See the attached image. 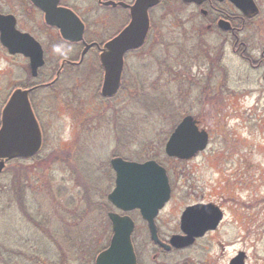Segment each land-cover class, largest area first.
Segmentation results:
<instances>
[{"label":"rangeland","instance_id":"rangeland-1","mask_svg":"<svg viewBox=\"0 0 264 264\" xmlns=\"http://www.w3.org/2000/svg\"><path fill=\"white\" fill-rule=\"evenodd\" d=\"M173 1L156 14L168 48L154 59L146 56L149 49L130 58L116 99L100 100L101 77L92 75L83 82L63 80L42 96L45 102L39 99L45 140L39 160L14 161L0 174V264H92L108 246L105 237H112L100 214V199L101 192L107 196L114 188V156L137 162L154 157L168 168L175 184L172 203L187 188L225 204L229 222L221 240L232 247L217 254V264L242 246L249 248L252 264H264V10L243 32L249 49L241 56L244 47L236 53L231 37L202 35L195 22L198 12ZM259 2L264 9V0ZM109 15L106 25L94 29L104 36L100 41L116 30ZM23 25L38 36L56 65L75 53L57 31ZM28 76L27 61L9 56L0 43V101ZM148 95L157 99L150 107V98L140 102ZM182 106L210 133V142L190 161H169L164 146L184 117ZM15 179L26 186L23 207L12 195ZM228 192L232 197L224 200ZM131 216L137 249L145 251L144 223L138 214ZM81 238L85 248L77 256Z\"/></svg>","mask_w":264,"mask_h":264},{"label":"water","instance_id":"water-1","mask_svg":"<svg viewBox=\"0 0 264 264\" xmlns=\"http://www.w3.org/2000/svg\"><path fill=\"white\" fill-rule=\"evenodd\" d=\"M30 1L44 12L48 25L60 30L64 40L81 42L84 39V24L70 10L59 8V0ZM231 1L246 14L255 16L259 13L254 0ZM158 2L159 0H138L131 8V23L101 49L100 61L104 69L101 88L103 98H113L117 95L122 84L125 56L144 45L149 31L148 10ZM220 27L228 31L230 25L221 23ZM0 42L9 54H21L28 58L32 75L34 77L38 75L39 69L45 64L43 48L33 36L16 28L14 16L0 14ZM89 49L90 46L86 45L82 57ZM42 144L41 127L33 112L28 91L17 89L2 110L0 173L4 171L7 161L32 158L41 150ZM208 144V132L200 129L198 121L189 115L171 134L165 152L170 158L187 161L206 150ZM111 165L116 173V182L114 190L108 196L109 201L124 212L140 210L142 217L151 225L153 238L158 241L154 219L171 198V186L166 169L154 160L139 163L121 157L113 158ZM109 217L113 236L109 247L98 255L95 264H137L132 244L134 221L129 216L117 213H110ZM222 218V211L213 204L189 207L182 219V228L188 235L175 237L173 244L176 247L187 246L194 238L202 237L208 230L216 229ZM231 264H245L243 255L235 258Z\"/></svg>","mask_w":264,"mask_h":264},{"label":"flooded vegetation","instance_id":"flooded-vegetation-1","mask_svg":"<svg viewBox=\"0 0 264 264\" xmlns=\"http://www.w3.org/2000/svg\"><path fill=\"white\" fill-rule=\"evenodd\" d=\"M137 1L138 0H59L58 7L63 10H70L71 12L76 14L85 26L84 39L81 42H68L62 39L59 33V29L57 27L50 26L46 23L44 12L40 8L35 6L30 0H0V14L4 16H14L16 20V28L21 32L30 34L41 44L44 52L45 61V64L39 69L38 75L34 77L32 75V71L30 68V60L28 58L21 54L11 55L9 54L8 50L4 46H2L4 48V52L7 53L9 56L23 57L27 61L29 67V76L28 79L23 83L15 85L14 89L3 100L4 102L0 101V127L2 119V110L7 104L12 93L17 89L28 91V97L33 112L41 126V129L42 118H40L41 116L38 107L39 99L45 102V99H42V96L56 89V87L61 84V81L63 80H67V82H72L73 80L75 81L77 79V82L78 80H81L83 82L84 79L90 77L91 75L92 78L100 76V91L98 89L100 100L104 102L116 99L120 95V92L124 87L126 75L128 76L129 74L128 61L130 60V58L143 54L144 51L149 49L150 53L146 56H152V58L154 59L155 56L162 52V49L164 47L168 48V42L164 41V36L159 35V29L157 25L158 18L156 17V14L160 9L162 10L165 6H168L169 4H175V2L173 0H159L156 6L151 7L148 10L149 31L144 45L137 50L128 52L125 56L123 81L117 95L111 99L102 97L101 88L103 84L104 69L100 61L101 49L103 48L105 43L120 35L125 30V28H127V26L131 23V8L136 5ZM175 1L183 7L191 8L196 11V13L198 12V18H196L195 22H199L197 27H199V29L201 30L202 35L204 33H217L222 36L227 35L231 37L230 39L234 42V50L236 53L238 52L239 48H245H243L241 56H244L245 52H247V50L249 49L247 39L243 37V32L249 29V24L251 23V21H254L257 17H260L264 10L262 5H260L259 0H254L259 10V14L256 16L242 12L231 0H193L192 2H186L185 0ZM112 3H115L116 5H113ZM105 13H111V16H109L110 18H112L111 21L116 30L113 35L109 37L106 41H100V39H102L104 36L101 32L94 33V29H97L96 27H98V25H106V22L110 20L105 17ZM96 14H98L99 16L97 17ZM35 15H38L39 17H41V19L43 18V21L41 22L40 20H37ZM32 16H34V18ZM93 20H96L95 24L91 23V21ZM25 22L29 24L33 23L47 30L57 31L65 45L74 47L73 50L75 53L64 57L61 60V63L56 65L58 61L56 59L52 61L49 60L47 55V49L42 43V41L38 38V36L24 29L23 24ZM221 23H226L228 26L230 25L229 30L225 31L221 29ZM86 45L90 46V49L87 51L85 56L82 57V53ZM78 48L81 49L79 55ZM87 63H91V66L87 65ZM156 64L165 65V63ZM89 68H92V70H88ZM69 72H71V76H69ZM80 86L81 85L79 84L78 87ZM41 91L44 92L41 93ZM167 160H174L179 162L176 159L168 157ZM12 162L13 161H7L5 163V169ZM166 169L170 179L172 193L171 199L159 211L158 215L154 219V230L157 234L158 241L153 238L151 225L148 221H145L142 218L140 210H133L124 214L123 212L116 209V212L118 211L119 214L128 215L131 218L133 217L131 215L136 213L141 217L144 223L146 233L145 244L148 245L147 250L145 249V251H143V248H141L140 252L137 249V243L135 242L134 237L132 236L133 245L137 257V263L217 264V254H219V252L225 254L226 249L232 247V245H226L225 242L221 240L222 236L226 235V233H221V230L223 226L229 222V220H227L228 210L225 207V204L220 201H208L204 197H199L198 192L195 190H193V192H188L187 188L182 189L183 195L180 194L181 197L176 199L177 202L172 203L175 195V184L172 182L170 170L168 168ZM185 179V175H183V173L181 172L179 176V183L182 184V187H184ZM113 184L115 185V176H113ZM231 197V194L228 192L224 197V200L230 199ZM185 201L188 203H186ZM208 204H213L222 211L223 218L219 225L216 227V229L208 230L202 237L194 238V240L190 242V244H188L187 246L176 247L173 244V239L175 237H186L188 235L187 232L184 231L182 228V219L184 212L189 207ZM133 220L135 223L136 230V221L135 219ZM241 255H243L245 264H252V258L250 257L249 248L247 246H242L241 248H234L230 254H227L225 257H222V260L224 261V264H231L235 258ZM92 264H95V262H93Z\"/></svg>","mask_w":264,"mask_h":264},{"label":"trees","instance_id":"trees-1","mask_svg":"<svg viewBox=\"0 0 264 264\" xmlns=\"http://www.w3.org/2000/svg\"><path fill=\"white\" fill-rule=\"evenodd\" d=\"M150 98V100L151 101H149L148 103H149V107L150 106H153L155 103V100H157L156 98H154V97H151L150 95H148L145 99H143L142 101L140 100V102H143V101H145V100H148ZM159 101H160V97H159V99H158ZM157 103H158V101H157ZM180 106V105H179ZM178 106V107H179ZM181 110H183V113H182V115H184V116H186V113L187 112H189V110H186V109H184V106H182V108H181ZM188 114V113H187ZM191 114V113H190ZM42 153V152H41ZM40 153V154H41ZM40 154L39 155H37L35 158H33V159H31V160H35V159H37L38 158V160H39V156H40ZM25 162V160H15V162ZM28 161V160H27ZM17 182V179H15L14 180V184H13V188L11 189V191H12V195H13V197L15 198V200H16V203L20 206V207H23L24 205V201H23V199H24V196H25V191H26V186L23 184V182L22 181H19L18 180V182ZM108 197V194H107V196H105L104 195V193H102L101 192V199H100V202H102L103 201V203H101L100 204V214H101V217H102V220H103V222H105L106 220L108 221V223H109V226H110V228H109V232H108V234L109 233H111V235H112V230H111V223H110V221H109V218H108V213L109 212H111V208L113 207L111 204H110V202L108 201V199L106 200V198ZM106 200V201H105ZM99 202V203H100ZM82 206V205H81ZM83 207V206H82ZM76 211H81L79 208L78 209H76ZM25 213H27V211L25 212ZM79 215H82V216H84L82 213H80V212H77ZM83 213H84V210H83ZM82 216H80L81 218H82ZM31 218V217H30ZM31 220H32V218H31ZM90 226H88V222H87V225H86V230H89L90 229V227H91V224H89ZM39 227H42V225H39ZM44 232V231H43ZM110 235V236H111ZM70 237V236H69ZM69 237H68V239H66L65 238V242H67L68 243V240H69ZM83 237V236H82ZM106 238V241H107V243L109 244V242H110V238L107 236V237H105ZM71 241V240H70ZM73 241V240H72ZM85 241H86V239H85ZM85 241L81 238V240L79 241V245L78 246H76V247H78V251H77V256H80V254H81V251L83 250V248H85V246H84V244H85ZM107 247V246H106ZM106 247H104V248H102L101 249V251L103 250V249H105ZM98 254H96L95 255V258H96V256H97ZM94 258V259H95Z\"/></svg>","mask_w":264,"mask_h":264}]
</instances>
